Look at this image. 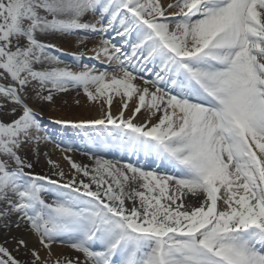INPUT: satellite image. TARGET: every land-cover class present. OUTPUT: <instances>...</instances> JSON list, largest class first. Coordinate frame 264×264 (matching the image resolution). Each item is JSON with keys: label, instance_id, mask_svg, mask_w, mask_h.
<instances>
[{"label": "snow or ice", "instance_id": "obj_1", "mask_svg": "<svg viewBox=\"0 0 264 264\" xmlns=\"http://www.w3.org/2000/svg\"><path fill=\"white\" fill-rule=\"evenodd\" d=\"M65 36L99 43L67 63L38 38ZM70 90L101 113L53 121L87 164L33 107ZM42 143L67 171H33ZM21 223L35 243L0 264H264V0H0V228Z\"/></svg>", "mask_w": 264, "mask_h": 264}, {"label": "bare ground", "instance_id": "obj_2", "mask_svg": "<svg viewBox=\"0 0 264 264\" xmlns=\"http://www.w3.org/2000/svg\"><path fill=\"white\" fill-rule=\"evenodd\" d=\"M56 39H58V43L60 45L62 44L61 46L58 45L59 48H64L68 51H79L82 47L81 45H77V42H78L77 40H75L74 38H69V36L60 37V38H56ZM42 40L44 42H47V43H53L52 40L54 41L55 39H45L43 37ZM63 45L76 47V49L70 50V49H67L65 47H62ZM82 45H84V44H82ZM95 45H97V44H95ZM95 45H93V46H95ZM92 47H91V49H92ZM91 49L88 52V56L93 55V53L91 52ZM58 56H60V58H63L65 56H68V53H66L65 51H61V52H58ZM89 62L93 63V64L97 63L95 60H90ZM137 83H139V81ZM79 92L82 94L77 99L79 101L78 104L76 103L77 100H74L73 98H68L67 103H64L62 106V110L66 113V114H62V116H67V118L66 117L60 118V117H57L58 115H55V117L54 116H52V117L48 116V119L51 120V118H53V119L56 118V119H60V120H91V119L99 118L101 113L98 110V107L95 106L93 103H90L87 101L82 90H79ZM76 93H77V90H76ZM118 99H119L118 97H114V105ZM131 107H132V104L130 102V108ZM114 114H115V109H114ZM129 114H130V112L125 113L126 116H128ZM137 118L142 119L143 117L138 116ZM57 126L61 129L65 130V128H63L61 125L57 124ZM58 127L53 126V129L50 131L51 132L50 134L53 135L56 140H60L61 138H64L65 142L71 141L74 146L78 147L81 150V151H77V152L71 154L73 159H75L77 162H83L85 164L89 163V158L86 155L81 154L82 151H87V149L85 148L83 141L77 136L76 130L69 128V129H67V131L66 130L60 131V130H56ZM41 147L42 146L40 145V150H41ZM45 150H46L45 153H48V158L52 159L54 163L58 164L65 171L68 170L70 165L63 158L64 153H62L58 149H56L55 146L51 143H46ZM42 153H43V151H42ZM104 155L107 157H110V158H119L120 157V153L115 152V151L105 152ZM47 159H46V161H47ZM132 187H135V185H133ZM12 220L15 221V217H13ZM11 230L15 235H17V237L18 236H24L26 239H28L30 247L32 246L33 243H35L34 238L31 237L30 234L27 233L26 226L23 223H21L20 228H17V227H15V224H12ZM68 250L69 249L62 248L60 246H54L53 247V258H56V256L59 254L67 253Z\"/></svg>", "mask_w": 264, "mask_h": 264}, {"label": "rangeland", "instance_id": "obj_3", "mask_svg": "<svg viewBox=\"0 0 264 264\" xmlns=\"http://www.w3.org/2000/svg\"><path fill=\"white\" fill-rule=\"evenodd\" d=\"M161 2L162 3H167V2H170V0H161ZM38 38H40L42 40L43 37H38ZM69 38H74L75 40H77L78 41L77 42V45H81L82 47H81V49L79 51H68V50H66L64 48H60L62 51H65L66 53H68V57L61 58L62 60L66 61L67 63H73L74 62L73 61L74 54L87 53V55H88V52L90 51L91 47L93 45L99 43L98 38L95 39V40L90 39V40H88V41H86L84 43H80L79 38L77 36H69ZM52 42L54 44H56L57 46L58 45L59 46L62 45V44L60 45L58 43V39H55L54 41L52 40ZM115 42L119 43V38H117V40ZM82 44H84V45H82ZM62 47H65V48L70 49V50H75L76 49V47H72V46H64L63 45ZM56 54L58 55V52ZM90 60L91 59H83L81 62L83 64H89L90 63L89 62ZM90 64H93V63H90ZM81 94L82 93H80V92H79V94H78V92L76 93V90H70L68 92L59 94L55 98V102L54 103L44 104L42 106L41 105H35V104L33 105V107H35L37 109V111L41 113L42 120H43V123H44V127H45V129L48 130L49 133H51L50 131L53 129V126H56V127H58V126H57V124H55L53 122L54 120H56V118H54V119L51 118V120H49L48 119V116H51V117L54 116L55 117V115H58L57 117H60V118L61 117H66L67 118V116H62V114H66L62 110L63 104L64 103H67L68 98H73L74 100H77L81 96ZM56 130H60V131H65L66 130L67 131V129L63 130V129L59 128V127ZM41 146L42 147H41V150H40L41 151V155L39 156V162L34 165L33 171L36 174H39V175H50V174H52L53 169L51 168V166L46 161V159L48 158V156L45 157V155H43V153H45V151H46L45 150L46 143L41 144ZM42 151H43V153H42ZM53 178H56V177L53 176ZM46 199L49 202H51V199H52L51 195L46 196ZM13 236H17V235H15L12 232L11 228H10L9 231H6L5 229L0 228V243H3V241L5 239H9L10 240L11 237H13ZM8 246L11 248V247L14 246V244L10 243ZM65 254H67L69 257L75 255V253L71 252V250H68V252L65 253ZM18 258L21 259V260H26L29 257L28 256H25L23 254V250H21V253H20V255H19Z\"/></svg>", "mask_w": 264, "mask_h": 264}]
</instances>
